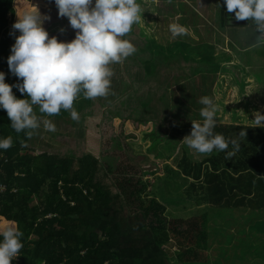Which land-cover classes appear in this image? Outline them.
<instances>
[{
    "label": "trees",
    "instance_id": "1",
    "mask_svg": "<svg viewBox=\"0 0 264 264\" xmlns=\"http://www.w3.org/2000/svg\"><path fill=\"white\" fill-rule=\"evenodd\" d=\"M36 3L41 5L37 10L27 7ZM45 6L47 0H0V71L9 84L21 82L8 65L19 35L12 28L18 15L39 11L50 17L44 21L50 36L64 41L75 38L68 18ZM13 92L25 98L15 87ZM10 124L6 110L0 109V137L13 139L11 148L0 150V186L6 188L0 189V227L14 223L23 232L20 256L11 264H217L208 250V212L169 219L166 207L149 193L152 181L144 176L117 179L113 189L101 177L112 170L105 167L102 172L100 158L91 153L35 154L29 146L31 137L16 133ZM178 127L183 134L193 125ZM242 130L247 136L241 138L237 134ZM214 132L226 141L238 138V152L229 144L226 151H213L202 162L190 160L187 154L175 160L184 186L196 192L198 206L263 209L264 128L230 125L215 127ZM128 209L136 214L130 223L125 221ZM248 222L235 232L251 235L255 226ZM216 230L225 238L229 229L223 221ZM171 240L177 245L173 255L165 248Z\"/></svg>",
    "mask_w": 264,
    "mask_h": 264
},
{
    "label": "rangeland",
    "instance_id": "2",
    "mask_svg": "<svg viewBox=\"0 0 264 264\" xmlns=\"http://www.w3.org/2000/svg\"><path fill=\"white\" fill-rule=\"evenodd\" d=\"M221 2L214 1L215 10L219 13L218 23L222 22ZM248 25L249 31L254 32V23L249 21ZM134 33L129 34L141 38L139 45H135L137 51L122 63L111 66L114 75L109 94L94 100L84 99L81 95L74 102V108L79 113L78 121L72 120L65 111L58 116L47 117L36 109L41 120H52L56 131H46L43 124L39 129L31 130L29 146L32 152L75 157L91 153L100 158L104 168L102 172H105V167L111 168L112 173H108V178L102 173L101 177L113 189H116L113 186L117 179L136 180L144 176L152 181L149 193L166 207L169 219H187L209 213L208 250L213 259L216 257L217 264H264V208L254 211L246 208H213L204 203L198 206L196 192L189 191L190 185L184 186L185 178L178 176L180 169L175 160L187 154L190 160L202 162L210 155L196 154L184 145L181 141L190 132L179 134L178 128L181 127L178 125H193L192 120L200 116V109L204 107L200 104L202 90L213 81V78L207 77L204 68L214 64L204 59L203 63L191 62L194 59L192 55L198 54L194 49L189 53L191 56L170 54L167 61L161 56V48L155 46L152 32L147 31L148 36L142 30ZM245 36L248 39V35ZM181 51L186 50L181 48ZM241 56L242 53L239 54ZM164 84L168 95L164 98V104L158 105L156 94L162 92L161 87L165 89ZM174 89L178 91L177 97L181 102H192L193 117H187L186 108L178 110L179 103L176 110L172 109ZM225 99L231 102L230 95H226ZM250 117L253 118L252 115ZM32 203H37V199H33ZM135 218L136 214L128 209L126 223ZM223 221L229 229L224 234L225 238L216 230ZM247 221L251 227L255 226L251 235L236 233L239 225L247 226ZM165 248L169 254L177 252L174 240Z\"/></svg>",
    "mask_w": 264,
    "mask_h": 264
},
{
    "label": "clouds",
    "instance_id": "3",
    "mask_svg": "<svg viewBox=\"0 0 264 264\" xmlns=\"http://www.w3.org/2000/svg\"><path fill=\"white\" fill-rule=\"evenodd\" d=\"M54 3L59 16L67 17L76 30L75 38L64 41L50 36L44 27V21L50 17L39 11L18 15L12 28L19 35L11 47L8 65L21 82L7 83L6 73L0 71V109L6 110L11 128L29 138L31 130L39 129L41 124L48 132L56 131L51 119H40L37 108L47 117L65 111L78 121L79 113L74 108L78 97L94 100L109 94L114 75L111 66L136 53V46L127 37L144 12L138 0H54ZM223 4L227 12H235L237 21L247 19L254 23L259 33L257 45L264 44V0H223ZM169 30L172 38L190 34L188 27L178 22L171 23ZM14 87L25 98H18ZM200 104L204 106L199 113L202 119L192 120V130L181 142L201 155L226 151L229 144L238 150V138L226 141L222 134L214 132L218 106L213 98L203 96ZM253 121L254 127L264 128V114L256 112ZM237 136H247L246 130ZM12 144L11 136L0 137V150H8ZM22 237L23 232L14 223L0 227V264H11L20 256Z\"/></svg>",
    "mask_w": 264,
    "mask_h": 264
},
{
    "label": "crops",
    "instance_id": "4",
    "mask_svg": "<svg viewBox=\"0 0 264 264\" xmlns=\"http://www.w3.org/2000/svg\"><path fill=\"white\" fill-rule=\"evenodd\" d=\"M214 1L139 0L144 12L139 24L133 26L132 34L139 30L146 35L147 31L152 32L155 46L161 48L163 51L161 56L167 61L170 54L191 56L189 53L193 49L197 50L198 54L192 55L194 59L191 62L203 63V59L207 62L211 60L214 66L206 65L204 70L207 77L213 78V81L202 90V95H209L218 106L215 127L255 126L253 121L255 113L264 114V44L257 45L259 33L255 27L254 32L249 31V20L247 23L233 22L234 18L230 16L235 15V12L226 13L223 10V0L219 6L222 22L218 23L219 13L215 10ZM47 5L45 9L54 13L58 11L54 2L47 0ZM40 6L36 3L27 7L37 10ZM173 22L187 26L190 34L172 38L169 25ZM132 34H128L127 38L134 45H139L141 38ZM245 35H248V39ZM181 48L186 51H181ZM241 53L243 56L240 58ZM177 62L180 63L179 60ZM184 62L188 63L186 60ZM166 84L165 89L161 87L162 92L156 94L158 105H163L164 98L168 95ZM173 92L175 93L171 97L172 109L176 110L179 103L178 110L186 108L187 117H193L192 102L190 104L181 102L177 97L178 91L174 89ZM226 95H230L231 102L226 101ZM201 119L200 116L194 118L197 121Z\"/></svg>",
    "mask_w": 264,
    "mask_h": 264
},
{
    "label": "water",
    "instance_id": "5",
    "mask_svg": "<svg viewBox=\"0 0 264 264\" xmlns=\"http://www.w3.org/2000/svg\"><path fill=\"white\" fill-rule=\"evenodd\" d=\"M232 15H233V16H230V17L234 18V19H233V22H235V23H247V21H248V20L237 21V20L235 19V15H234V14H232Z\"/></svg>",
    "mask_w": 264,
    "mask_h": 264
},
{
    "label": "built area",
    "instance_id": "6",
    "mask_svg": "<svg viewBox=\"0 0 264 264\" xmlns=\"http://www.w3.org/2000/svg\"><path fill=\"white\" fill-rule=\"evenodd\" d=\"M151 177V176H150ZM0 189L2 190V191H4L6 188H5V186H0ZM14 191H16V190H14Z\"/></svg>",
    "mask_w": 264,
    "mask_h": 264
}]
</instances>
